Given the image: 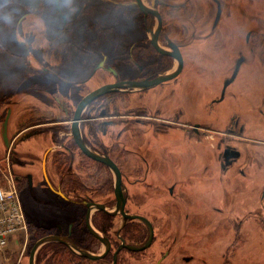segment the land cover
<instances>
[{
    "label": "flooded vegetation",
    "instance_id": "flooded-vegetation-1",
    "mask_svg": "<svg viewBox=\"0 0 264 264\" xmlns=\"http://www.w3.org/2000/svg\"><path fill=\"white\" fill-rule=\"evenodd\" d=\"M190 1H54L60 23L44 19L42 33L49 44L42 55L51 65L31 66L39 76L28 88L37 101L25 105L13 130L9 122L7 129L9 171L25 213L30 252L38 240L56 237L39 248L37 264L192 260L179 237L186 236L189 215L173 222L174 212L188 205L177 197L184 153L175 173L172 149L186 143L172 139L175 134L178 139L203 137L215 128L205 120L204 90L198 94L199 113L190 116L191 81L182 78L187 48L196 41L189 30ZM212 1L217 12L221 8L213 31L223 12L220 0ZM179 55V73L166 79L178 70ZM243 64L245 58L240 69ZM235 79L223 99L222 86L208 107L226 99ZM107 85L113 87L88 98ZM9 110L10 121L14 112L8 107L5 115ZM1 138L4 143L2 131ZM237 151L227 145L218 155L223 170L239 158L232 156ZM159 188L170 200L158 207ZM164 220L173 228L160 236Z\"/></svg>",
    "mask_w": 264,
    "mask_h": 264
},
{
    "label": "rangeland",
    "instance_id": "rangeland-1",
    "mask_svg": "<svg viewBox=\"0 0 264 264\" xmlns=\"http://www.w3.org/2000/svg\"><path fill=\"white\" fill-rule=\"evenodd\" d=\"M54 1L0 0L1 184L8 183L4 175L12 167L9 149L1 138L6 109L13 108L9 121V130H13L24 106L37 101L28 88L39 76L31 66L51 62L42 55L43 48L49 45L42 33L46 31L44 19L51 25L60 23ZM220 1L223 13L213 31L217 12L214 1H190L194 10L189 11L193 16L189 30L195 32L196 41L187 48L182 78L191 81L187 92L190 116L199 113L198 94L204 90L205 120L215 129L206 130L203 137L178 139L173 135V142L186 143L185 147L172 149V162L177 173L182 163L180 153H184V180L179 181L177 197H183L188 205L174 212L173 222L189 215L186 236L179 234L184 237L180 241L187 243L184 254L192 259L189 264H202L201 260L206 264H264V0ZM214 31L213 37L205 39ZM239 57L245 58V64L226 99L219 106L208 107L211 99L219 96ZM230 117L233 120L228 124ZM227 124L228 129H224ZM227 145L235 147L240 155L225 171L218 155ZM161 193L157 196L158 207L170 200L165 188ZM166 221L159 226L160 236L173 228L171 221ZM31 246L25 237L17 244L11 243L0 253V264H28Z\"/></svg>",
    "mask_w": 264,
    "mask_h": 264
},
{
    "label": "built area",
    "instance_id": "built-area-1",
    "mask_svg": "<svg viewBox=\"0 0 264 264\" xmlns=\"http://www.w3.org/2000/svg\"><path fill=\"white\" fill-rule=\"evenodd\" d=\"M4 177L8 183H0V253L27 234L25 213L10 171Z\"/></svg>",
    "mask_w": 264,
    "mask_h": 264
},
{
    "label": "water",
    "instance_id": "water-1",
    "mask_svg": "<svg viewBox=\"0 0 264 264\" xmlns=\"http://www.w3.org/2000/svg\"><path fill=\"white\" fill-rule=\"evenodd\" d=\"M142 6V4H140ZM143 8V6H142ZM220 16H221V8L219 6L218 8V12H217V16L215 18V22L214 24L216 25L220 19ZM179 68L176 72L172 73V74H169V75H166L165 78L166 79H170V78H173L174 76H176L178 73H179V70H180V67L182 65V59H181V56L179 55ZM244 62V58L243 57H240L236 63V66H235V69L231 75V77L229 79H226L225 82H224V85H223V90H222V96H221V99H223L224 97V94H225V90H226V87L236 78V76L238 75V72H239V69H240V66L241 64ZM111 87H113L112 85H107V86H104L100 89H98L97 91H95L93 94H91L88 98H91L97 94H100V93H104L106 90H109ZM87 102V101H86ZM10 110L8 111L3 123H2V137H3V140H4V143H5V146L8 148L10 146V142H9V138H8V134H7V129H8V122H9V117H10ZM240 155V152L237 151L235 152L234 154H232L233 157L237 158L239 157ZM53 240H56V237H53V236H50V237H45L43 239H40L38 240L32 247L31 249V252H30V255H29V264H37V259H36V255H37V251L39 250V248L47 243V242H50V241H53ZM69 245L71 247H74L72 244L69 243Z\"/></svg>",
    "mask_w": 264,
    "mask_h": 264
},
{
    "label": "trees",
    "instance_id": "trees-1",
    "mask_svg": "<svg viewBox=\"0 0 264 264\" xmlns=\"http://www.w3.org/2000/svg\"><path fill=\"white\" fill-rule=\"evenodd\" d=\"M0 177H2L1 171H0ZM221 259H222V257H221ZM222 263H223V264H227L226 261H222Z\"/></svg>",
    "mask_w": 264,
    "mask_h": 264
}]
</instances>
